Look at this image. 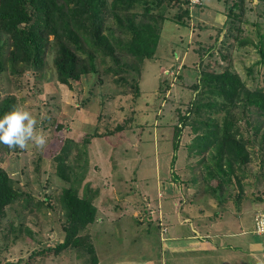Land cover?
I'll use <instances>...</instances> for the list:
<instances>
[{"label": "rangeland", "instance_id": "rangeland-1", "mask_svg": "<svg viewBox=\"0 0 264 264\" xmlns=\"http://www.w3.org/2000/svg\"><path fill=\"white\" fill-rule=\"evenodd\" d=\"M172 3L167 0L162 7ZM174 8L167 13L173 15ZM190 10L185 26L163 23L155 56L145 60L136 81L119 82L121 75L104 73L103 65L98 74L63 84L57 80L53 51L42 71L18 75L0 70V98L16 94L18 106L32 113L36 130L46 137L44 148L31 142L25 149L0 145V166L31 196L7 207L0 217V264L90 263L84 247L54 253L63 241L59 197L64 187L92 198L96 219L83 232L89 234L97 258L114 253L137 259V248L130 247V253L129 246L124 252L120 248L130 237L135 247L149 240L158 245L161 211L171 204L184 222L188 214L205 224L227 216L252 222L264 208V141L260 135L254 140V128L249 129L255 143L249 144L252 157L242 168L245 172L237 168L239 178L213 192L217 180L200 162L208 152H193L204 127L199 122L202 130L191 127L193 107L211 96L203 84L206 71L228 69L249 87L264 88V0H190ZM185 116L187 125L180 131ZM197 119L207 120L208 114ZM60 155L69 180L58 176ZM186 231L185 226L182 233ZM41 250L44 254L37 253ZM147 252L141 257L148 258Z\"/></svg>", "mask_w": 264, "mask_h": 264}, {"label": "trees", "instance_id": "trees-1", "mask_svg": "<svg viewBox=\"0 0 264 264\" xmlns=\"http://www.w3.org/2000/svg\"><path fill=\"white\" fill-rule=\"evenodd\" d=\"M166 1L0 0V41L2 34L6 36L0 42V70H10L18 75L25 70L42 71L48 52L53 51L57 80L63 84L71 86L83 75L98 74L103 65L104 73L116 78L121 75L117 78L119 82H129L131 77L136 81L145 60L155 56L163 23L169 20L185 26L190 19V0H169L173 3L168 6L178 9L173 15L167 13L168 6L162 7ZM123 73L126 76L122 77ZM203 84L208 85L211 98L196 104L192 111L196 118L208 114V119L196 120L194 117L191 123L195 132L202 130L196 126L198 122L204 127V134L194 143L193 152H208L200 162L212 179L217 180L212 190L216 192L224 183L230 184L236 176V169L242 171L251 160L249 144L255 142L249 129L254 128L256 132L254 140L260 135L264 141V131L261 132L264 88L249 87L238 73L228 69L206 71ZM14 106H18L16 94L0 98V114ZM235 110H238L236 116ZM254 117L255 123L252 121ZM187 119L188 116L182 118V124L178 125L180 131L183 125H187ZM88 141V138L84 140ZM174 145L177 149L178 144ZM56 158L58 176L69 180L64 158L61 155ZM25 194L8 171L0 166V217L16 201L31 198ZM59 199L65 217L64 234L63 241L53 249L54 253L70 246L84 247L90 255L88 264H98L89 234L83 232L96 219L97 210L92 198L80 196L69 186L63 188ZM37 253L44 254V251Z\"/></svg>", "mask_w": 264, "mask_h": 264}, {"label": "crops", "instance_id": "crops-1", "mask_svg": "<svg viewBox=\"0 0 264 264\" xmlns=\"http://www.w3.org/2000/svg\"><path fill=\"white\" fill-rule=\"evenodd\" d=\"M172 208L171 204V209L161 211L160 224L163 229L156 232L158 245H152L149 240L150 244L143 242L135 247L130 237L120 248L124 252V246H129L128 253L132 252L131 248H137V259L117 258L114 253H111L112 257L105 258L100 253L99 264H264V236L255 233L254 221L239 222L227 216L205 224L189 218L187 214L186 223L182 220L184 216ZM185 226L187 231L182 233ZM120 242H116L114 248L118 249ZM146 250L149 251L146 256L150 259L141 257ZM156 252L159 255L153 258L157 256Z\"/></svg>", "mask_w": 264, "mask_h": 264}, {"label": "clouds", "instance_id": "clouds-1", "mask_svg": "<svg viewBox=\"0 0 264 264\" xmlns=\"http://www.w3.org/2000/svg\"><path fill=\"white\" fill-rule=\"evenodd\" d=\"M29 142L36 148L46 146V137L36 130V120L29 110L14 106L0 114V145L25 149Z\"/></svg>", "mask_w": 264, "mask_h": 264}, {"label": "built area", "instance_id": "built-area-1", "mask_svg": "<svg viewBox=\"0 0 264 264\" xmlns=\"http://www.w3.org/2000/svg\"><path fill=\"white\" fill-rule=\"evenodd\" d=\"M254 231L264 236V208L259 209L254 216Z\"/></svg>", "mask_w": 264, "mask_h": 264}]
</instances>
